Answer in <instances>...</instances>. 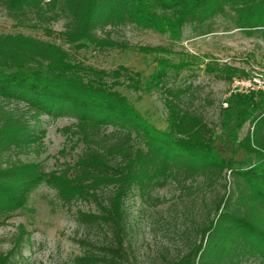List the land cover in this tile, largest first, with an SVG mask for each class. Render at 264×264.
I'll return each mask as SVG.
<instances>
[{
	"label": "trees",
	"instance_id": "16d2710c",
	"mask_svg": "<svg viewBox=\"0 0 264 264\" xmlns=\"http://www.w3.org/2000/svg\"><path fill=\"white\" fill-rule=\"evenodd\" d=\"M0 4L18 25L42 28L48 34L53 32L50 23L65 20L59 35L76 48L128 49V43L114 38L112 32L130 23L167 32L175 40L182 38L187 25L196 36L207 35L217 31L215 19L219 16L231 19L232 28L264 41V0H0ZM184 65L159 58V66L165 70L178 72ZM209 70L221 73L222 78L237 73L232 67L226 76L221 69ZM106 75L74 61L69 51L55 42L24 34L0 35V213L26 204L43 180L56 187L67 202L93 199L98 212L79 210V219L105 230L107 240L98 251L88 249L77 261L125 264V199L135 187L144 189L154 180L179 174L192 180L201 178L213 187L230 171L232 185L228 188L225 184V192L212 201L214 213L209 212L201 223L199 240L182 257L165 264H240L253 255L261 257L259 264H264V95L238 94L229 99L223 122L235 124L229 130L233 141L238 126L250 118L254 123L243 143L255 159L234 167L237 160L221 154L213 129L182 97L186 90L168 99L172 121L169 129L161 130L111 89ZM11 100L24 101L37 112L76 115V133L92 148L79 156L73 179L65 175L60 180L56 173L35 172L4 161L11 147L30 142L24 132L26 120L4 109L3 101ZM109 123L116 128L106 133ZM189 187L193 193L195 187ZM105 188L112 190L101 200ZM13 251L0 254V264H15Z\"/></svg>",
	"mask_w": 264,
	"mask_h": 264
},
{
	"label": "rangeland",
	"instance_id": "374dc122",
	"mask_svg": "<svg viewBox=\"0 0 264 264\" xmlns=\"http://www.w3.org/2000/svg\"><path fill=\"white\" fill-rule=\"evenodd\" d=\"M64 24L63 19L50 23L48 26L53 29L50 34L42 28L23 27L0 4V35L24 34L62 45L74 61L105 71L108 86L125 96L142 118L161 130L169 129L172 121L168 99L173 93L186 90L182 97L213 129L215 146L221 154L236 159L234 167L247 165L250 158L254 161L243 143L246 134L253 130L251 118L235 127L234 141L229 130L235 124L223 121L232 96L264 95L262 87L244 91L237 87V80L264 86L263 39L232 28L231 19L219 16L215 19L217 31L207 35L196 36L187 25L182 38L175 40L167 32L130 23L112 32L114 38L128 43V49H97L92 45L76 48L60 37ZM161 57L186 65L178 72L174 68L165 70L159 66ZM210 67L221 69L224 76L228 67L236 69L237 73L222 78L221 73L210 71ZM3 103L5 110H13L16 117L26 120L24 132L30 141L26 146L7 150L4 161L35 172L56 173L60 180L65 175L68 180L73 179L79 156L92 148L76 133V115L37 112L20 100ZM67 127L70 129L66 130ZM115 128V124L109 123L104 130L110 133ZM231 181L230 171L226 179L213 187L202 183L201 178L192 180L179 174L166 180H154L144 189L135 187L125 199L128 251L125 264H165L167 260L182 257L199 240V228L207 214L214 213L212 201L225 192V184L231 187ZM190 184L195 187L193 193L189 192ZM111 190L105 188L99 198L106 199ZM79 210L98 212V204L93 199L81 198L67 202L56 187L40 181L26 204L0 213V254L14 248L15 264H79L77 257L88 249L98 251L106 239L105 230L79 219ZM260 260L261 257L253 255L242 259L240 264H259Z\"/></svg>",
	"mask_w": 264,
	"mask_h": 264
},
{
	"label": "built area",
	"instance_id": "2783aa9c",
	"mask_svg": "<svg viewBox=\"0 0 264 264\" xmlns=\"http://www.w3.org/2000/svg\"><path fill=\"white\" fill-rule=\"evenodd\" d=\"M237 87L238 90L244 91L246 89H255L256 87L264 89V86H256L252 84L250 81H245V80H237Z\"/></svg>",
	"mask_w": 264,
	"mask_h": 264
}]
</instances>
